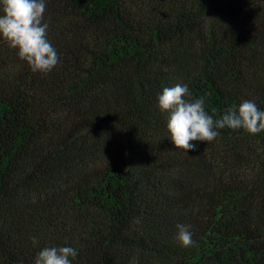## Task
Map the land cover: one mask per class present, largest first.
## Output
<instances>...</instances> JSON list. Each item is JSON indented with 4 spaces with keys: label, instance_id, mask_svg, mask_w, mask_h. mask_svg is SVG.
Segmentation results:
<instances>
[{
    "label": "trees",
    "instance_id": "16d2710c",
    "mask_svg": "<svg viewBox=\"0 0 264 264\" xmlns=\"http://www.w3.org/2000/svg\"><path fill=\"white\" fill-rule=\"evenodd\" d=\"M44 19L51 72L0 40V264L65 245L73 264H264V132L185 154L158 107L181 83L214 119L264 109V0H47Z\"/></svg>",
    "mask_w": 264,
    "mask_h": 264
},
{
    "label": "clouds",
    "instance_id": "9594fccd",
    "mask_svg": "<svg viewBox=\"0 0 264 264\" xmlns=\"http://www.w3.org/2000/svg\"><path fill=\"white\" fill-rule=\"evenodd\" d=\"M47 0H0V40L14 49L33 73L51 72L59 63V54L48 39L44 19ZM187 84L164 87L158 95V107L168 113V140L185 154L197 150L195 142L214 140L220 130L242 129L249 134L264 132V109L255 100L245 99L226 107L219 118L209 114L203 97L191 98ZM189 225L178 224L176 239L181 246H191L193 234ZM78 250L72 246H45L37 252L32 264H73ZM128 264H139L131 257Z\"/></svg>",
    "mask_w": 264,
    "mask_h": 264
}]
</instances>
